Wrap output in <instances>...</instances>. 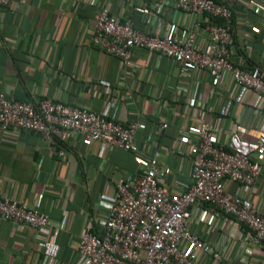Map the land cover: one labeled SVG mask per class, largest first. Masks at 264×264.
Listing matches in <instances>:
<instances>
[{"label":"crops","instance_id":"0c3cea01","mask_svg":"<svg viewBox=\"0 0 264 264\" xmlns=\"http://www.w3.org/2000/svg\"><path fill=\"white\" fill-rule=\"evenodd\" d=\"M174 1L11 0L0 5V91L27 102L51 98L139 125L138 151L102 148L97 142L84 146L70 135L58 144L64 149L61 157L35 131L0 130V193L47 213L53 226L65 218L58 264L78 263L76 246L84 226L105 212L101 198L115 194L119 179H135L146 171L139 155L157 151L160 182L171 193L186 191L192 184L191 162L181 129L197 121L190 99L196 97L202 105L212 101L218 108L235 92L232 85L214 91L204 71L181 78L170 59L158 60L145 49H135L131 62L123 65L93 44L95 17L106 5L118 21L129 18L144 33L174 22L182 34L196 28L203 42L196 15L177 9ZM229 6L237 45L244 50L235 62L258 66L264 75V0H237ZM181 83L185 87L180 89ZM255 98L246 94L242 114L239 105L231 104L220 129L217 114L207 113L205 120L223 138L233 131L248 138L260 118L250 106ZM164 122L168 127L162 129ZM228 188L241 192L236 183ZM250 199L264 213V176ZM190 213L192 230L219 253V262L201 257L202 264H264V248L248 240L235 217L208 203L191 207ZM50 229L38 232L0 217V264H40L41 244Z\"/></svg>","mask_w":264,"mask_h":264},{"label":"built area","instance_id":"2783aa9c","mask_svg":"<svg viewBox=\"0 0 264 264\" xmlns=\"http://www.w3.org/2000/svg\"><path fill=\"white\" fill-rule=\"evenodd\" d=\"M235 1H174L177 9L196 15L197 28L204 33L203 42L196 28L182 34L174 22H166L155 32L144 33L129 18L118 21L108 5L97 13L92 42L120 59L123 65L131 62L135 49L142 48L158 60L170 59L181 78L204 71L214 91L223 87L228 90L232 85L235 92L218 108L212 101L202 105L196 97L190 99L189 105L197 109V121L186 123L181 129L191 162L192 184L188 189L171 193L160 182L157 151L147 157L139 155L138 162L147 167L146 171L135 179H119L115 194L101 198L105 212L98 218H89L84 226L76 246L80 255L77 264H202L201 257L219 262L218 249L190 226L191 207L202 203L235 217L248 240L264 248V213L250 199L259 178L264 176V75L258 66L245 67L234 60L243 50L237 45L232 26L229 3ZM10 2L0 0V5ZM251 92L256 98L250 106L260 118L250 137L233 131L223 138L219 134L220 123L231 104L239 105L242 114L247 108L245 96ZM207 113L218 115L217 131L205 120ZM161 126L165 129L168 124ZM138 127L136 122L123 124L86 107L45 97L36 102L20 101L0 91V130L35 131L60 157L64 149L58 148V144L66 143L70 135L80 139L84 146L97 142L102 148L115 146L138 151ZM229 183H236L241 192H231ZM0 217L25 223L38 232L51 226L50 236L41 244L40 264H58V238L65 218L53 226L47 213L1 193Z\"/></svg>","mask_w":264,"mask_h":264}]
</instances>
